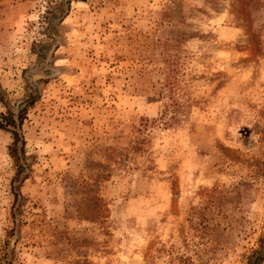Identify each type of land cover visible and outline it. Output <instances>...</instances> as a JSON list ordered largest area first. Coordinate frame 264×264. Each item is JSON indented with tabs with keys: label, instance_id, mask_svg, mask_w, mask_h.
<instances>
[{
	"label": "rangeland",
	"instance_id": "1",
	"mask_svg": "<svg viewBox=\"0 0 264 264\" xmlns=\"http://www.w3.org/2000/svg\"><path fill=\"white\" fill-rule=\"evenodd\" d=\"M65 1L0 0V112L34 99L23 181L0 129L4 264H246L264 0Z\"/></svg>",
	"mask_w": 264,
	"mask_h": 264
},
{
	"label": "trees",
	"instance_id": "2",
	"mask_svg": "<svg viewBox=\"0 0 264 264\" xmlns=\"http://www.w3.org/2000/svg\"><path fill=\"white\" fill-rule=\"evenodd\" d=\"M69 1H65L62 4V7L60 9L68 8ZM60 12L62 10H59ZM59 12V13H60ZM49 48L46 49V52L49 54V52L53 49ZM3 102V99H0ZM33 97H29L26 100H22L17 104L16 110H13L12 108L7 107L5 112H0V129L8 131L12 136V142L8 146V154L12 158L14 165L16 167V178L19 179V181H23L28 177L29 174V167L27 164V160L25 158L24 153V147L26 144V141L21 133V124L24 118V115L26 113V109L28 106L33 104ZM5 103V102H4ZM14 192V200L15 203H17L16 207H13L12 216H14V223H15V211L18 207V204L23 198V195L20 194L18 191ZM15 206V205H14ZM13 227L9 230V233L12 234ZM8 256V244L4 245L0 249V264H4V259ZM264 257V234L260 236L258 239V246L250 252V254L246 258V264H260L261 260ZM9 262H7L8 264Z\"/></svg>",
	"mask_w": 264,
	"mask_h": 264
}]
</instances>
